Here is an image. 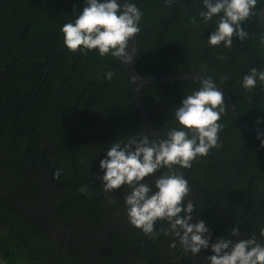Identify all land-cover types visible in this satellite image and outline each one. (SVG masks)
Listing matches in <instances>:
<instances>
[{
    "label": "trees",
    "instance_id": "trees-1",
    "mask_svg": "<svg viewBox=\"0 0 264 264\" xmlns=\"http://www.w3.org/2000/svg\"><path fill=\"white\" fill-rule=\"evenodd\" d=\"M135 3L143 12L137 34L139 73H205L230 95L242 121L255 129L256 117L264 115V85L246 92L240 80L251 67L264 68V31L257 15L243 22L250 34L244 41L233 36L231 48L210 47L206 38L215 25L198 16L202 0H175L170 6L165 0ZM82 6L83 0H0V258L7 264H41L57 252L44 231L52 215L54 222L76 220L79 229L90 226L94 247L114 248L116 255L122 252L114 243L121 250L138 251L145 235L124 214L126 186L106 194L98 178L105 149L115 140L135 137L139 115L120 61L96 50L72 52L63 44L60 26L74 20ZM109 70L114 72L111 81L104 78ZM199 87L195 79L145 86L152 126L165 131L175 126L174 107ZM224 107L218 121L224 125L221 147L211 150L228 175L242 158L236 177L225 183L210 154L197 157L189 172V197L196 204L192 222L204 220L213 240L228 235L233 226L240 232L235 239L264 228V147L249 151L258 141L255 134L242 129L226 103ZM58 169L61 175L55 179ZM180 171L184 175L185 169ZM85 185L88 192L82 194L79 189ZM148 238L155 244L156 237ZM85 242L82 249L64 248L54 264H94L84 254ZM172 251L174 264H206L185 255L179 244ZM146 254V264H164L154 251Z\"/></svg>",
    "mask_w": 264,
    "mask_h": 264
},
{
    "label": "clouds",
    "instance_id": "clouds-1",
    "mask_svg": "<svg viewBox=\"0 0 264 264\" xmlns=\"http://www.w3.org/2000/svg\"><path fill=\"white\" fill-rule=\"evenodd\" d=\"M175 0H165L171 5ZM262 0H202L198 16L205 23H213L214 30L206 38V46L231 48L233 36L244 41L250 34L242 27L244 21L257 15ZM143 12L135 0H83L74 20L60 26L63 44L72 52L96 50L99 56L110 55L117 61L130 64L133 55L129 51L131 42L140 32ZM196 21L193 18V25ZM264 47V35L260 37ZM112 70L104 73L111 81ZM264 85V68L251 67L240 80L247 92ZM225 94L209 77L200 81V87L181 98L173 109L175 126L169 128L165 137L150 139L145 131L129 136L126 140H115L105 149L98 167L102 172L98 178L103 191L108 194L126 186L124 214L133 228L155 238L170 237L169 247L177 244L185 255L204 256L206 264H264V228L259 234L253 232L243 239L236 226L226 236L212 239V233L204 220L193 221L196 204L189 197L191 187L180 169L191 167L197 157L221 147L219 133L224 125L221 120L225 112ZM255 139L264 147V115L255 119ZM247 126V125H245ZM61 169L53 173L59 179ZM159 173V175H157ZM79 191L87 194L88 186ZM108 203H114L109 198ZM158 222L166 224L157 230Z\"/></svg>",
    "mask_w": 264,
    "mask_h": 264
},
{
    "label": "flooded vegetation",
    "instance_id": "flooded-vegetation-1",
    "mask_svg": "<svg viewBox=\"0 0 264 264\" xmlns=\"http://www.w3.org/2000/svg\"><path fill=\"white\" fill-rule=\"evenodd\" d=\"M258 145H259V141H257L255 144H253V146L251 148H249V151ZM210 151H213V150H210ZM208 154L211 155L210 152ZM211 156L213 158H215L213 155H211ZM199 158H201V157H198L197 159H199ZM215 160L218 163V169L220 172L221 179L224 180L225 183H228V182L234 180V178L236 177V175L240 169V164H241L242 158H240V160L238 161V165L236 166L235 170L233 171V173L231 175H228L225 172L224 164L222 161V166H223V170H224L223 173L229 179H226L223 176L220 164L216 158H215ZM194 161H192V165H193ZM192 165H191V167H192ZM191 167H190V169H191ZM190 169H189V172H190ZM189 172H188L187 177L184 176V178L188 181H189ZM50 188H51V190H53V186ZM188 198H190V197H188ZM53 216L54 215H52L50 217L51 219L53 218L52 222L50 224H48V223L45 224L44 231L46 232V235L48 236V238L51 239V242H53L57 246V252L55 254H53L50 258H46L45 263H41V264H54L56 262V260L58 259V257L53 261H51V260L54 258V256L56 254H59L62 250H64V248L72 250V248L74 249L76 246V248L82 249L83 245L85 246V244H86L85 241H88V246L85 247L84 254L89 258V260L91 262H94V264H146L144 259L146 257L148 258L147 254H146L147 250H151V251H154L155 253H157V257L161 258V261H163L164 264H174V257H173L174 251H172L173 249L169 247V243H170V239H171L170 237H165L162 234L158 235L155 238L156 239L155 244H151V240L148 238L150 236L143 235L142 237H140V238H142L140 243L136 245L137 248H140L138 251H135L136 247L121 250V246L117 243H114L113 246L119 247L120 248L119 250L122 252V254L120 253L119 255H116L112 251V250H114V248H111V251H110V249H108L106 246H102L103 250L99 251L98 248L94 247V245L91 243L93 241L94 237L91 234L90 226H88V228H89L88 230L86 229V227H84V225H81V229H79L77 227L78 223L76 220L69 223V222L63 221V219H60V220L57 219V222H54L55 219ZM162 226L167 227L166 224L159 222L157 230H159V228ZM166 238H168V240ZM234 239H235V237H234ZM158 242H159V244H158ZM144 243L147 244V246H145ZM60 247L62 248L61 251H59ZM150 253L152 254V252L149 251L148 255ZM204 256H207V254L203 252L202 254L198 255L196 258L199 260H202V259H204ZM177 261H178V258H175L176 263H177Z\"/></svg>",
    "mask_w": 264,
    "mask_h": 264
},
{
    "label": "water",
    "instance_id": "water-1",
    "mask_svg": "<svg viewBox=\"0 0 264 264\" xmlns=\"http://www.w3.org/2000/svg\"><path fill=\"white\" fill-rule=\"evenodd\" d=\"M257 19H258V24L260 28L264 31V0H262L258 14H257ZM129 51L133 55V60L130 64H123L124 70L126 72V75L129 79L131 89H132V94H133V99L135 106L138 111L139 115V126H138V133L141 131H145V133L156 137V138H164L165 137V130H157L152 126V124L149 121V114L147 111V107L144 103V97H143V88L147 85H150L152 83H157L160 81H171V80H180V79H195V80H200L204 77H209L205 73L202 72H194V71H179V72H162V73H157V74H150L147 76L141 75L137 69L136 65V54H137V34L135 35L133 41L131 42V46L129 48ZM211 78V77H209ZM212 79V78H211ZM213 80V79H212ZM219 90H221L225 94V103L227 107L229 108L231 115L233 116V119L235 122L242 127L245 131L255 134V131L253 128H250L249 126H245L246 124L242 121L240 118L234 102L230 95L219 85V83L215 80H213ZM211 155H213L219 162L221 171L223 176L226 179H229L226 177V175L223 173V166H222V159L218 156L217 153L214 151H209ZM242 161V160H241ZM192 165V163H191ZM189 169H185V177L188 176ZM61 247L59 251H61ZM58 257V254L54 256V258L51 260H55ZM0 264H7L2 258H0Z\"/></svg>",
    "mask_w": 264,
    "mask_h": 264
}]
</instances>
